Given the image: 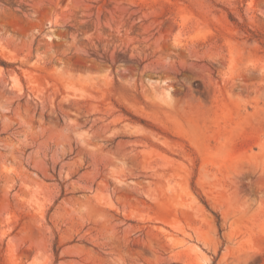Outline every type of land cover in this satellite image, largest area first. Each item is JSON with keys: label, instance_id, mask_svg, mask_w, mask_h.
I'll list each match as a JSON object with an SVG mask.
<instances>
[{"label": "rangeland", "instance_id": "374dc122", "mask_svg": "<svg viewBox=\"0 0 264 264\" xmlns=\"http://www.w3.org/2000/svg\"><path fill=\"white\" fill-rule=\"evenodd\" d=\"M0 264H264V0H0Z\"/></svg>", "mask_w": 264, "mask_h": 264}]
</instances>
